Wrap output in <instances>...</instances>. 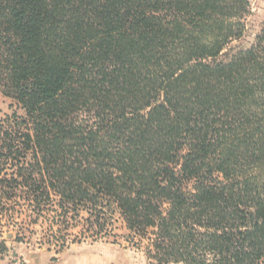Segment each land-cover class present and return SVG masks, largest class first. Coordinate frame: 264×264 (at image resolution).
<instances>
[{
  "label": "trees",
  "instance_id": "1",
  "mask_svg": "<svg viewBox=\"0 0 264 264\" xmlns=\"http://www.w3.org/2000/svg\"><path fill=\"white\" fill-rule=\"evenodd\" d=\"M249 12L0 0V92L23 111L0 118V252L42 223L57 254L113 237L149 264H264V29L217 60Z\"/></svg>",
  "mask_w": 264,
  "mask_h": 264
},
{
  "label": "rangeland",
  "instance_id": "2",
  "mask_svg": "<svg viewBox=\"0 0 264 264\" xmlns=\"http://www.w3.org/2000/svg\"><path fill=\"white\" fill-rule=\"evenodd\" d=\"M249 2L250 12L244 19L243 35L227 46L217 58L218 61L227 62L240 50L250 48L264 29V0H249ZM13 110L20 114L23 112L11 99L0 92V118L11 114ZM42 225L46 226L42 223L32 226L35 233L25 242L10 239L7 242V251L0 252V264H26L24 259L38 252H47L56 257V264H149L144 251L131 245L125 238L116 240L111 237L96 241L86 239L80 242H70L63 252L57 254L54 247L43 240ZM117 232L122 231L118 229ZM26 234L29 236V231H26Z\"/></svg>",
  "mask_w": 264,
  "mask_h": 264
},
{
  "label": "crops",
  "instance_id": "3",
  "mask_svg": "<svg viewBox=\"0 0 264 264\" xmlns=\"http://www.w3.org/2000/svg\"><path fill=\"white\" fill-rule=\"evenodd\" d=\"M26 264H56L55 260H53V256H51L47 252H38L31 254L28 258L24 259Z\"/></svg>",
  "mask_w": 264,
  "mask_h": 264
}]
</instances>
